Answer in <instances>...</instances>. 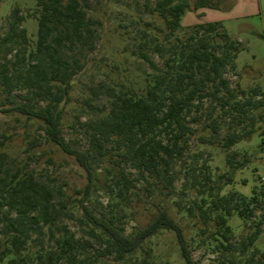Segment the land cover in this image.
<instances>
[{
  "label": "trees",
  "instance_id": "16d2710c",
  "mask_svg": "<svg viewBox=\"0 0 264 264\" xmlns=\"http://www.w3.org/2000/svg\"><path fill=\"white\" fill-rule=\"evenodd\" d=\"M35 1L32 12L23 14L20 8H13L5 31L0 32V90L9 99L5 110L38 121L44 141L74 158L86 182L76 189L77 196L69 195L56 178L29 169L27 160L10 158L1 150L0 262L6 258L7 264H89L104 253L124 262L143 250L148 238L168 229L177 237L184 263L197 264L184 229L166 208L131 234L118 226L117 213L128 203L134 186L125 175L127 165L164 182L166 200L175 193L179 179L189 181L187 188L195 190L198 202L188 207V214L198 218L204 228L212 225V236L223 238L220 244L231 235L227 222L233 211L246 223L259 212L241 241L242 251L251 246L264 223V184L258 191L254 188L250 198L236 192L220 194L224 185L233 183L235 171L244 167L246 160L236 165L227 154L229 171L212 187L208 184L212 179L209 159L194 152L189 160L190 155L186 158L183 153L200 127L205 134L198 135L199 143H218L227 151L249 138L257 123L264 121V111L252 113L264 106L261 97L255 98L258 91L253 89L245 96L243 89H234L224 76L229 67H235L244 48L240 41L220 21L181 24L186 12L220 9L221 0H124L129 12L136 14V20L132 17L130 21L144 26L136 28L138 47L132 54L151 69L143 81L130 88L117 81L94 80L98 63L94 53L101 47L105 28L94 13L102 0ZM26 17L38 23L33 50L28 49L27 30L22 26ZM147 50L156 54L161 64ZM89 70V81L81 89L85 96L77 101L79 113L67 123L66 107L74 102L71 91ZM16 92L18 99L14 98ZM80 116L86 120L81 121ZM63 126L85 140L86 147L77 145L72 137L66 139ZM261 142L264 144V137ZM180 162H185L183 175L176 169ZM100 163H107L101 188L111 200L116 199L110 217L84 204L95 182L101 181L96 173ZM188 189H180L183 197ZM75 207L81 210L77 217ZM73 218L86 227L89 240L99 243L104 253L85 255L89 240L77 236L63 222ZM149 258L148 253L142 255L138 264H149ZM246 264H264V253Z\"/></svg>",
  "mask_w": 264,
  "mask_h": 264
},
{
  "label": "rangeland",
  "instance_id": "374dc122",
  "mask_svg": "<svg viewBox=\"0 0 264 264\" xmlns=\"http://www.w3.org/2000/svg\"><path fill=\"white\" fill-rule=\"evenodd\" d=\"M118 1L119 4L116 3L117 0H114L112 4L108 0H102V4L94 13V16L103 21L105 27L102 33L101 47L99 51L94 53L98 62L95 66L96 70H94V80L103 78L107 81H117L122 83L125 88H130L143 81L151 69L141 58L132 54L138 47L135 31L137 26H142V22L137 25L133 24L130 19L133 17V20H136V14L132 15L129 12L124 0ZM219 5L222 8L215 12L212 11L213 14H208L206 19L220 21L227 32L239 40L244 47L235 59V67H229L224 76L234 89H243L245 96H249V92L254 89L258 91L255 98L261 97L264 101V0H221ZM15 7L20 8L21 13L25 14L28 11H34L36 1L0 0V32L5 31L7 17ZM197 11V9L188 11L184 22L181 18V24L189 26L196 23V20L203 21L206 14H198ZM22 26L27 30L28 49L33 50L37 37L36 31H38L37 20L26 17ZM147 52L154 61L161 64V60L156 54L150 50ZM92 70L87 71L86 74L81 75L76 80L71 91L74 102L66 107L65 120L67 123L72 122L73 116L79 113V102L77 101L85 96L81 89L89 81L87 77L90 76ZM18 93H14L15 99L19 98ZM8 103L9 99L5 98V94L0 90V151H6L10 158L18 157L27 160L29 169L33 168L45 175L48 174L51 178H56L67 194L77 196L76 189L83 187L86 182L85 174L76 164L77 162L74 158L44 141L40 134L42 131L39 130L38 121L28 120L23 115L6 111ZM263 111L264 106L252 111V113L257 115ZM80 119L81 121L86 120L84 116H80ZM224 129L226 128L224 127L220 132L222 133ZM262 130H264V121L257 123L255 132L249 138L239 141L226 151L218 143L214 145L199 143L198 135L205 134V131L200 127L190 138L188 147L183 152L184 157L188 158L190 155L189 160H191L194 152H200L203 153V157L209 159L208 170L212 179L208 184L212 187L217 185L221 174L229 171L230 165L227 161V154H231L234 158L233 164L236 165L246 160L244 167L235 171L233 183L224 185L220 194L236 192L250 198L253 189L256 188L258 191L259 187L264 184V144L261 142L264 133L261 134ZM63 132L66 139L72 137L74 140L76 139L77 145L86 147V141L79 136L76 138L75 134H71L69 128L63 126ZM31 143H33L32 147L30 146ZM184 163L180 162L176 166L182 175ZM105 165L107 163H100L96 167V173L100 179ZM198 174L196 171V175ZM125 175L134 185L131 188L132 191L129 192L128 203L123 210L118 211L116 216V223L125 234H131L136 229L142 228L152 215L158 210L166 208L184 229L193 260L197 264H219V262H224L223 264H246L253 257L257 260L260 254L264 253V223L262 224V232L251 246H247L242 251L241 244L250 230V225L257 221L259 212H256V219L251 218L249 223H246L236 211H233L227 222L231 229V235L223 242L224 244H220L223 238L221 235H217L216 238L212 236V231H214L212 225L209 224L204 228L198 218L188 214V207L190 205L195 207L198 202L195 190L187 188L191 184L189 181L184 178L179 179L175 184V193L166 200L164 194L167 189L164 188V182L150 177L147 172L142 174L138 168L130 165L125 166ZM102 179L95 182L96 186L84 204L95 213L110 217L109 211L116 199L111 200L101 188ZM184 188L185 190L188 189L185 197L180 192V189ZM73 210L75 217L81 215L79 207H75ZM63 222L70 230L77 232V236L84 237L86 240L91 238L85 232L86 227L81 226L78 220L74 218L65 219ZM201 228L204 231H201ZM176 240L174 231L160 230L143 243V250L139 251L137 255L124 262H117L112 258L113 256L103 252L99 243L91 239L89 240L91 245L87 247L85 255L104 253L103 256H96V261L90 260L89 264H138L139 258L147 253L150 257L149 264H185ZM0 264H7V259L5 258Z\"/></svg>",
  "mask_w": 264,
  "mask_h": 264
},
{
  "label": "crops",
  "instance_id": "0c3cea01",
  "mask_svg": "<svg viewBox=\"0 0 264 264\" xmlns=\"http://www.w3.org/2000/svg\"><path fill=\"white\" fill-rule=\"evenodd\" d=\"M197 10H198V11H197L198 14H199V13H204V14H206V15H205V19H204L203 21H197V20L195 21V22H198V23H199V22H205V21H213L214 19H212V20H207L206 17H207L208 14L211 15V14H213V12L218 11L219 9H217V8H205V7H204V8H200V9H197ZM212 11H213V12H212ZM188 13H189V12H187L186 15H184V16L182 17V22H184V20H185V18H186V16H187ZM212 16H213V15H212ZM187 18H188V17H187Z\"/></svg>",
  "mask_w": 264,
  "mask_h": 264
}]
</instances>
